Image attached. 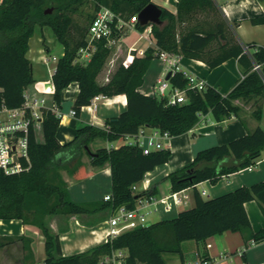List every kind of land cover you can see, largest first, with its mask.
<instances>
[{
    "label": "trees",
    "instance_id": "16d2710c",
    "mask_svg": "<svg viewBox=\"0 0 264 264\" xmlns=\"http://www.w3.org/2000/svg\"><path fill=\"white\" fill-rule=\"evenodd\" d=\"M154 0H0V105L15 109L24 104V91L35 84L33 64L28 59L29 42L37 27H48L64 47L52 76L55 87L54 103L60 108L63 92L72 84L79 86L73 105L76 117L84 107L90 106L96 96L127 97V108L117 117L108 118L103 128L86 125L76 130L68 144H61L57 132L61 124L52 111L45 110L40 132L32 131L28 172L8 176L0 170V220H20L38 227L45 238L44 264H99L113 251H125V264H166L164 254H178L185 263L182 245L194 241L203 243L208 238L225 232H238L244 240L245 251L254 242L264 239V232H254L245 204L257 201L264 216V181L242 186L212 199H204L196 186L209 181L216 184L223 176L255 166L264 151V129L253 132L228 144L199 151L193 162L181 170L170 173L171 193L193 189L194 205L182 210L175 218L162 220L150 226L125 232L106 243L82 253L63 256L60 236L49 226V218L61 216H95L114 211L120 206L134 209L139 199L157 196V187L135 193L133 186L143 181L148 172L169 162L170 152L161 150L144 155L136 146L120 145L91 150L96 141L115 143L126 135H134L142 127L167 132L176 137L190 132L201 115L211 114L215 122L238 117L237 101L253 103V116L261 121L264 113V80L254 70V63L262 65L264 76V48L248 44L252 58L232 33L214 0H176V13L162 8L161 24L152 25L156 47L146 49L144 56H130L119 61L109 81L100 82L102 72L112 50L100 43L87 64L76 62L79 51L87 46V33L95 13L107 7L125 19H130L153 3ZM87 3L94 5L88 16L89 25L75 26L73 15ZM52 9V12H49ZM253 25H263L264 16L252 18ZM76 28V36L71 29ZM146 27L138 22L135 29ZM181 29V30H180ZM216 44L213 47V44ZM168 52L184 58L204 62L214 69L230 59H237L245 78L223 96L208 86L205 91H188L184 105L168 106L166 100L147 96L140 89L156 53ZM173 87L185 89L188 79L182 72L170 78ZM84 154L91 165L111 170L112 195L109 201L75 202L68 192L62 176L67 172L76 180L85 178ZM225 161L220 169L218 166ZM20 237L19 240H23ZM3 240L15 241L5 237ZM28 249V244L24 246ZM31 253V251H28ZM202 260H208L206 255Z\"/></svg>",
    "mask_w": 264,
    "mask_h": 264
},
{
    "label": "crops",
    "instance_id": "0c3cea01",
    "mask_svg": "<svg viewBox=\"0 0 264 264\" xmlns=\"http://www.w3.org/2000/svg\"><path fill=\"white\" fill-rule=\"evenodd\" d=\"M214 2L240 44H254L257 47L264 48V24L253 25L250 22L252 18L264 16L260 9V5L264 6V0H214ZM153 3H158L157 5L161 8H166L176 13V0H154ZM31 39L27 57L32 64L34 59L40 61L39 57L44 54L51 57L49 51H44L43 48H40L39 44L42 45V39H39V46L37 45L36 48H32ZM143 49H146V47ZM36 51L39 53L37 58L34 57ZM45 65L51 78V72L56 67V63ZM181 70L188 76L202 78L207 83V86L217 89L223 96L228 95L243 76L237 59H230L221 66L211 69L202 61L191 60L181 56ZM150 72L155 75L151 88L146 87L144 78V84L140 89L141 93L147 96H152V89L165 73V69L149 68L145 77ZM33 74L36 79L35 83H41L42 86L47 81L42 73H38L36 76L34 65ZM78 89V84L72 83L63 92V101L59 108L63 117L57 132L58 140L63 145L74 140L78 128L86 125L103 128L108 118L117 117L127 108V97L125 95L113 98L102 97L94 106L84 107L79 117H73L70 115V111L73 110ZM236 104L241 108L238 117L233 116L223 122H215L212 115L207 114L200 119L199 123L190 132L163 140L164 150L169 151L171 154L169 162L148 172L143 181L135 185V193L140 194L143 191L157 187V198L168 197L171 192L165 178L170 173L189 166L199 151L212 146L228 144L253 132L259 126L264 129V113L262 120L257 121L253 116V103L237 101ZM90 107L92 109L88 110ZM115 143L96 141L91 144V150L96 151L104 147L108 149V146L111 147ZM84 157L85 160L83 159V162L86 166L85 178L76 180L67 172V174L62 175L68 184L70 197L75 202L103 201L105 197L112 195L110 167L108 164L102 168L94 167L91 165L90 157L87 154H84ZM227 162L220 164L218 169ZM261 181H264V151L259 162L252 166L251 170L246 168L223 176L216 184H212L209 181L202 182L196 188L199 192L205 191V194L202 195L204 199H212L242 186H251ZM141 186L142 189L140 190ZM188 193L192 197L190 202L192 207L194 205L193 189L189 188ZM162 205L157 206V211ZM180 208L182 206L176 207V212L172 218H175L182 211ZM245 209L253 231L256 233L264 232V216L259 203L257 201L247 202ZM148 210L157 212L154 207H150ZM111 213L106 211L95 216L81 215L66 218V216L58 215L54 218H49L50 228L55 234L60 236L63 256L82 253L92 247L106 243L107 221ZM172 218L158 216L151 222L149 221V223L153 224ZM57 221H65L67 223L63 227L64 230H58ZM87 229L90 230V237L75 241L70 240V235L74 233L80 235ZM5 237H13L16 240H3L4 245L0 246V264H44L46 256L45 238L38 227L23 224L20 220H0V241ZM20 237L24 239L19 240ZM27 244L29 248L25 249L24 246ZM185 246L189 247L191 251L189 260L184 256L186 264H198L202 260L203 255H206L212 264H264V239L254 242L244 251V240L238 232H225L222 235L210 237L199 244L194 241L185 242L182 245L183 251H185ZM28 251H31V253ZM165 255V263L170 264Z\"/></svg>",
    "mask_w": 264,
    "mask_h": 264
},
{
    "label": "built area",
    "instance_id": "2783aa9c",
    "mask_svg": "<svg viewBox=\"0 0 264 264\" xmlns=\"http://www.w3.org/2000/svg\"><path fill=\"white\" fill-rule=\"evenodd\" d=\"M260 9L264 15V6L260 5ZM138 22L139 15L127 20L107 7H100L89 26L87 46L79 51V57L76 62L83 64L89 63L98 50L100 43H103L105 48L112 50L121 41L124 32L128 29H135V25ZM143 31H146L152 36L148 41L146 49L156 47V42L152 34V25L146 26ZM242 46L244 53L252 58V50L248 44ZM146 49L138 51L135 47L134 49L130 48L129 55L131 56L132 51H135L137 56H144ZM156 56L163 62L165 73L153 87L151 92L153 97L161 100L165 99L168 106L184 105L188 102V91L202 92L207 89L208 86L205 80L196 76H188L182 72L180 55L163 51L156 53ZM39 59L45 64H49L51 61L57 63L59 60L57 56L48 57L46 54L40 56ZM110 64L109 71L104 74V80L106 82L109 81L110 75L115 68L116 59L112 58ZM254 70L259 72L264 80L262 65L254 63ZM55 71L56 67L51 72V80L45 81L42 86L41 83H35L24 91V104L21 107L10 109L4 105H0V170L5 175H19L31 169V133L32 131L34 133L40 132L43 112L48 110L52 111L59 118L63 117L62 112L53 100L55 87L52 76ZM179 72H182L188 79L185 89L173 87L170 80L166 79L169 73L172 77ZM244 78L245 76H242L241 80ZM101 98L102 96H96L90 106H94ZM70 115L75 117V111L71 110ZM203 117L204 115H201V118ZM169 137L170 135L167 132L162 133L150 127H142L137 134L126 135L122 143L118 146H108V150L118 148L120 145H129L139 147L144 155H149L153 152L164 150L165 147L162 141ZM135 189L136 186H133V190ZM199 193L202 196L205 194V191H200ZM191 198L188 189H185L180 192L171 193L168 197L157 198L151 196L141 198L137 201L135 208L131 210L125 206L118 207L112 211L107 221L108 230L106 242L125 232L150 224L148 216L153 211L148 210V208L154 207L155 211H157L158 205L165 204L170 199L174 200L177 206H188ZM109 200H111V196L105 197V201ZM125 259V251H113L110 255L103 257L99 264H125ZM198 264L212 263L209 260H201Z\"/></svg>",
    "mask_w": 264,
    "mask_h": 264
},
{
    "label": "rangeland",
    "instance_id": "374dc122",
    "mask_svg": "<svg viewBox=\"0 0 264 264\" xmlns=\"http://www.w3.org/2000/svg\"><path fill=\"white\" fill-rule=\"evenodd\" d=\"M158 4V3H156ZM94 13V5L92 3H87L86 5H84L83 7H81L79 9V11L77 13H75L73 15L74 17V22H75V26L78 28H84L87 27L89 25L88 23V16L92 15ZM181 30V29H180ZM77 30L74 27L73 29H71V34L76 36ZM150 38H152L151 35H149L146 31H138V30H131L128 29L124 32L123 38L121 40V42L117 43L113 49H112V53L110 55V57L108 58L102 72L100 73L98 80L100 82H106L103 77L104 74L106 72L109 71L110 69V60L112 58L116 59V65L119 63V61L124 60L128 53H129V49L134 47L140 51L143 48H145L148 45V41L150 40ZM39 39H42V45H40V48H43L44 51H49V54H51V56H57L59 59L63 56L64 54V47L57 41L56 37L54 36L52 30L48 27H45L43 29H41L40 27H37L35 30V34L31 39V46L32 48H36L39 42ZM38 45V46H39ZM131 46V47H129ZM216 44H213V47H215ZM46 53V52H44ZM37 56H39V53H37V51L34 53V57L37 58ZM50 65L54 64V62H50ZM57 64V63H56ZM34 65V70H35V74L36 76L38 75V73H42V75L44 76V78H46L47 80H51L50 75L48 74L47 71V66L45 64H43L42 61H36L34 59L33 62ZM150 69H165L163 62L159 59V58H155L150 67ZM155 78V75L152 74V72H150V74H148L145 77V85L146 87H150L151 88V84L153 82V79ZM122 143V140L116 142L115 144H113V146H117L119 144ZM83 159L85 160V157L83 155L82 157V161ZM67 174L65 171L62 172V175ZM140 190L142 189L139 188ZM176 207L177 205L175 204L174 200L170 199L168 200L165 204H163L162 206H160L159 211L157 212H153L152 214H150L148 216V220L151 222L155 217L158 216H164L166 218H172L176 212ZM191 208V204L188 206H183L182 208H180L181 210H185ZM58 215L52 216L51 218H54ZM61 216V215H59ZM65 217V216H62ZM69 218V217H66ZM56 219V218H55ZM66 222L65 221H61L58 222L57 221V227L58 230H64V225L66 226ZM52 230V229H51ZM53 231V230H52ZM90 230H85L84 233L80 234V235H76L75 233L70 235V240L71 241H75L78 239H83V238H88L90 237ZM185 251H183V253L185 254V258H188V260L191 258V251L189 250V247L185 246ZM165 257L167 258V260L169 261L170 264H181V257L178 254H172V253H168L165 255Z\"/></svg>",
    "mask_w": 264,
    "mask_h": 264
},
{
    "label": "water",
    "instance_id": "95a60500",
    "mask_svg": "<svg viewBox=\"0 0 264 264\" xmlns=\"http://www.w3.org/2000/svg\"><path fill=\"white\" fill-rule=\"evenodd\" d=\"M49 12H52V9ZM161 16L162 8L155 3H151L139 13V23L144 27L148 25H160L162 22ZM132 55L135 56L136 52L132 51ZM170 77L171 74L169 73L166 79L170 80ZM147 226H150V224Z\"/></svg>",
    "mask_w": 264,
    "mask_h": 264
},
{
    "label": "bare ground",
    "instance_id": "6f19581e",
    "mask_svg": "<svg viewBox=\"0 0 264 264\" xmlns=\"http://www.w3.org/2000/svg\"><path fill=\"white\" fill-rule=\"evenodd\" d=\"M88 110H91V108H88Z\"/></svg>",
    "mask_w": 264,
    "mask_h": 264
}]
</instances>
